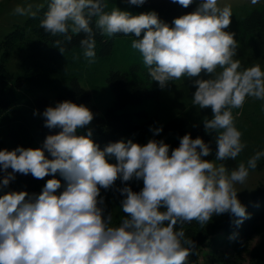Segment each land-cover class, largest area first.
<instances>
[{
  "label": "clouds",
  "instance_id": "clouds-1",
  "mask_svg": "<svg viewBox=\"0 0 264 264\" xmlns=\"http://www.w3.org/2000/svg\"><path fill=\"white\" fill-rule=\"evenodd\" d=\"M125 2L142 6L146 0ZM171 2L187 8L194 0ZM259 2L250 0L252 5ZM33 7L17 5L14 14L35 17ZM106 7L105 0H48L40 27L52 37H63L54 41L62 54L72 40L70 32L84 33L79 46L90 62L97 56V31L109 37L134 35L131 47L162 90L182 77H196L193 104L211 109L212 118L203 125L206 134H216V159H204L212 149L191 133L171 151L163 139L144 145L120 140L101 149L90 128L77 134L90 125L93 112L70 100L34 111L42 115L45 127L61 130L47 135L39 148L0 150V171L6 173L0 187H7L16 173L36 179L59 173L65 184L58 193L61 180L52 178L38 195L13 191L0 196V264H188L196 246L185 225L195 221L206 226L224 213L237 217V225L249 218L235 185L247 180L264 151L232 169L215 163L235 160L246 147L232 109L242 108L248 97L264 101V69L260 64L242 69L235 33L225 30L232 5L199 0L195 11L174 18L171 26L155 11L133 15ZM150 131L159 135L163 127ZM117 180L125 184L117 190L126 215L110 226L101 189L113 188ZM133 180L143 181L140 191L125 183Z\"/></svg>",
  "mask_w": 264,
  "mask_h": 264
},
{
  "label": "trees",
  "instance_id": "trees-1",
  "mask_svg": "<svg viewBox=\"0 0 264 264\" xmlns=\"http://www.w3.org/2000/svg\"><path fill=\"white\" fill-rule=\"evenodd\" d=\"M105 11H111L113 7L128 11L133 15L143 12L155 11L159 18L172 25L174 18L195 11L199 1L193 2L187 8L172 3L171 0H146L142 6L128 5L125 0H105ZM48 10L47 3L36 11L35 17L29 16L21 25H15L0 40V150L9 151L18 146L24 148H39L47 135L57 134L61 129H49L44 126L42 115H34V111L42 113L48 106V98L44 94H33L34 90L49 87L53 91L55 104L70 100L76 104L86 105L94 114V119L87 128L78 130V135H84L90 128L92 140L103 149L111 142L131 139L134 143L143 145L150 120L144 109L130 110L129 106H139L149 98H157L162 89L158 82L152 81L145 66H132L130 70H109L106 82L112 93V103L102 114L92 102L88 89L81 86L79 76L76 73L77 61H84L85 56L79 46L84 33L72 35V40L65 43L63 54L54 46L55 39L63 40V37H52L40 27V21ZM94 27V25H93ZM143 35V34H142ZM125 36L117 34L109 37L96 32L97 56H105L112 52L114 39ZM131 36V35H128ZM133 38L134 35H133ZM238 41L242 47L241 54L249 56L255 61L264 60V8L253 7L244 16L238 32ZM19 57L20 70L9 71L6 63L14 55ZM81 61V62H82ZM80 62V63H81ZM183 77L180 82H183ZM178 80L170 82L164 89L174 86ZM32 91V94L30 92ZM208 119V118H206ZM203 120L191 125L184 115L169 119L164 130L171 132L172 140L165 143L171 149L179 146V138L191 133L193 139L197 136L209 144L212 154L205 157L206 160H215L216 143L215 133L206 134ZM151 139L160 140L159 136ZM46 155L48 153L46 152ZM52 157L49 156V159ZM228 169L235 168L234 160L218 161ZM264 167V159L258 165ZM12 169L9 168L8 172ZM5 172L0 171V181ZM56 178L61 180L62 187L57 192L63 191L65 181L59 173L36 179L31 174H15V179L10 180L7 187H0V196L8 192H27L29 196L40 194L47 180ZM133 191H140L143 185L136 182H125ZM125 184L120 180L118 188ZM117 188V189H118ZM120 201L124 198L117 190ZM27 198V197H26ZM249 214L240 225L235 221L234 215L224 213L213 216L206 226H201L195 221L184 226L187 238L191 239L196 248L193 255L189 256L188 264H196L202 248L229 247L234 250L245 248L257 232L259 225L264 222V182L258 183L251 191L249 197L241 202ZM121 216L116 221L118 225L124 218Z\"/></svg>",
  "mask_w": 264,
  "mask_h": 264
},
{
  "label": "rangeland",
  "instance_id": "rangeland-1",
  "mask_svg": "<svg viewBox=\"0 0 264 264\" xmlns=\"http://www.w3.org/2000/svg\"><path fill=\"white\" fill-rule=\"evenodd\" d=\"M48 0H0V40L3 36L12 30L15 25H21L29 16H20L14 14L17 5L26 6L27 3L33 4V10L37 11L36 6L43 7ZM199 1V0H195ZM223 3L232 5L233 16L231 23L226 31L235 33V39L238 41V32L241 22L253 7H263L264 0L256 5H252L250 0H222ZM132 36H118L114 39V47L110 54L105 56H96L94 62H90L88 58L84 61H77L75 68L79 76L81 86L88 89L92 102L98 108V112L102 114L106 107L112 103V93L106 82V76L109 70H130L132 66L142 67L145 65L141 54L131 47ZM242 47L238 41L237 59L241 62V68L245 69L260 64L264 69V60L255 61L249 56L241 54ZM81 62V63H80ZM9 71L16 72L20 70L19 57L15 53L6 63ZM204 79L209 76L201 73ZM196 79L184 78L167 89H163L158 97L149 98L143 101L139 106H129L130 110L144 109L148 114L150 126L143 143L146 144L154 135L150 128L163 127V131L159 135L160 139L165 142L172 140L171 132L164 130L165 123L176 116L184 115L191 125L196 124L202 119H211L212 112L210 108L201 109L198 105L193 104L192 94L195 87L192 81ZM32 94V91L30 92ZM33 94H44L48 98L49 106H55L53 99V91L49 87L34 90ZM235 125L242 133L241 140L246 145L240 155L234 160L235 168L240 163H247V160L257 151H264V101L257 100L252 97L246 98L242 108L232 109ZM264 157L257 162L261 163ZM211 161V160H210ZM115 163L114 158L109 161ZM215 163L219 164L218 161ZM117 180L113 188L108 190L101 189V196L104 197L105 214H111V225L117 226L116 221L121 216L120 199L117 195ZM143 185V181L133 180ZM260 182H264V167L255 170H249V176L243 184H236L238 191V199L242 202L247 199L253 188ZM196 264H264V222L259 225L257 232L250 238L247 246L238 250L229 247L219 248H202Z\"/></svg>",
  "mask_w": 264,
  "mask_h": 264
}]
</instances>
